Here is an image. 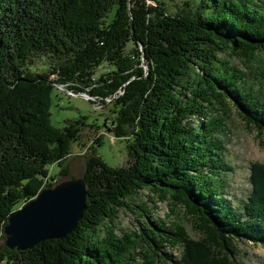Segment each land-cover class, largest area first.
I'll return each instance as SVG.
<instances>
[{"label":"trees","instance_id":"trees-1","mask_svg":"<svg viewBox=\"0 0 264 264\" xmlns=\"http://www.w3.org/2000/svg\"><path fill=\"white\" fill-rule=\"evenodd\" d=\"M262 52L264 0H202L176 15L159 0H0L1 237L12 213L56 185L50 167L70 175L87 117L52 123L59 86L112 104L106 126L128 157L110 166L97 141L75 232L26 251L5 246L0 264H242L238 242L264 249V164L250 166L246 201L230 199L222 138L231 108L263 136L264 102L247 74L220 58L250 62ZM40 56L45 70L34 72ZM144 190L180 207L202 237L192 238L181 218L150 222L147 205L140 229L118 236L120 212Z\"/></svg>","mask_w":264,"mask_h":264},{"label":"rangeland","instance_id":"rangeland-1","mask_svg":"<svg viewBox=\"0 0 264 264\" xmlns=\"http://www.w3.org/2000/svg\"><path fill=\"white\" fill-rule=\"evenodd\" d=\"M170 14H181L185 9V4L189 3L191 7L201 4L202 0H159ZM131 45L128 46V49ZM220 58L229 61L248 76V86L257 92L264 102V52L257 53L256 60L246 62L236 56H229L221 53ZM47 63L46 56H40L35 59L34 72L45 70ZM109 69L108 64L102 65L94 76L99 79ZM83 86V84H80ZM57 93L59 96H56ZM53 99L52 123L57 127H64L66 120H76L81 116H86V126L82 129L80 139L72 149V155L67 160V166L70 175L61 177L59 167H50L51 174L56 176V185L70 179H84L86 170V160L92 150V147H98L97 141L103 139L105 145L99 148V155L112 167H122L127 165L128 157L124 143H121L108 131L109 121L113 117L112 104L102 106L97 99L92 98L86 93L76 95L67 88L58 87V92ZM92 125H95L93 127ZM96 125L98 127H96ZM107 125V126H106ZM225 143L226 156L225 161L231 171L225 178L226 191L233 200H244L251 192L250 166L259 162L264 164V135L258 136L257 133L248 128L242 121L237 111L231 108L228 120L226 122L225 133L222 136ZM55 185V186H56ZM147 205L150 222L166 221L169 226L182 219L189 235L194 239L202 237L197 230L194 221L189 217L183 216L180 207L175 208L168 201H160L153 193L148 190L141 191L140 194L132 200V210L121 211L115 222L116 234L120 237L126 232L138 231L141 223L146 222L147 218H142L140 206ZM4 235V234H3ZM5 237V236H4ZM6 237H1L0 229V251L5 247ZM238 259L242 264H264V249L260 245L252 243L238 242ZM167 252L173 253L177 258L180 255V249L170 248ZM145 260L140 259L136 264H146ZM5 264V263H3ZM156 264H169L160 263Z\"/></svg>","mask_w":264,"mask_h":264},{"label":"water","instance_id":"water-1","mask_svg":"<svg viewBox=\"0 0 264 264\" xmlns=\"http://www.w3.org/2000/svg\"><path fill=\"white\" fill-rule=\"evenodd\" d=\"M87 202L84 179L73 178L52 188H43L35 199L8 218L3 229L5 246L26 251L45 241L64 239L77 229Z\"/></svg>","mask_w":264,"mask_h":264},{"label":"built area","instance_id":"built-area-1","mask_svg":"<svg viewBox=\"0 0 264 264\" xmlns=\"http://www.w3.org/2000/svg\"><path fill=\"white\" fill-rule=\"evenodd\" d=\"M111 101V99H108L107 102L109 103Z\"/></svg>","mask_w":264,"mask_h":264}]
</instances>
